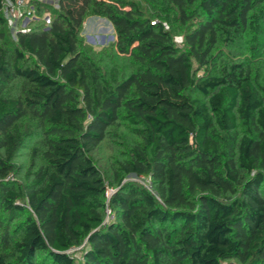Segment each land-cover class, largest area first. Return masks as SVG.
<instances>
[{
  "label": "trees",
  "instance_id": "trees-1",
  "mask_svg": "<svg viewBox=\"0 0 264 264\" xmlns=\"http://www.w3.org/2000/svg\"><path fill=\"white\" fill-rule=\"evenodd\" d=\"M27 1L36 21L11 39L0 0V264H264V77L212 51L257 31L264 0H145L149 16L131 0ZM87 13L110 21L128 71L78 49ZM174 22L187 27L182 45ZM121 118L139 141L105 200L92 154ZM128 173L148 176L157 197Z\"/></svg>",
  "mask_w": 264,
  "mask_h": 264
},
{
  "label": "rangeland",
  "instance_id": "rangeland-1",
  "mask_svg": "<svg viewBox=\"0 0 264 264\" xmlns=\"http://www.w3.org/2000/svg\"><path fill=\"white\" fill-rule=\"evenodd\" d=\"M45 3H49L53 6L57 5V0H40ZM134 1L141 9L144 15L149 16L152 12L150 5L145 0H131ZM27 0H22L20 5H14V2L5 0L2 6V13L7 21L6 32L9 38L14 39L17 29H27L36 21L34 15V8L31 7V3ZM15 11L11 13L10 10ZM50 13H44L40 17L42 23H47L50 17ZM34 21V22H33ZM168 26V25H166ZM174 27V41L183 44V34L187 28L184 23H173ZM114 30L110 21L103 15H94L91 13L85 14L81 27L78 32V49L87 54L88 56L96 59H101L107 64H115L118 67L119 73H125L128 71L127 58L115 54L113 50ZM253 47V48H251ZM216 55V62H232V61H244L251 68L252 73L256 74V78L262 79L264 77V19H259L258 29L255 32L245 30L240 35L233 36L230 41L224 40L220 37L215 44L213 50ZM23 82L15 79L11 82L10 93L15 95H21L23 91ZM194 95L203 99V96L199 93ZM35 121L33 119L24 117L19 121L21 127L33 126ZM107 137L104 138L99 146L94 150L92 154V160L99 169L104 181H105V200L110 193L116 189L115 173L119 170L118 161H123L128 156L127 148L130 142H137L139 138L133 133L132 126L123 118L119 119L116 125H112L109 128ZM243 130L238 127L234 131V135H241ZM35 144V138L28 137L23 140L21 145L15 152L13 162L15 163L14 172L9 174L8 179L11 180L12 185L16 187H22L26 180L25 172L30 162V148ZM39 157L37 158V162ZM122 181H130L144 186L147 190L153 193L156 197L157 194L154 190L151 179L146 176L136 175L134 173H128L123 175ZM105 220H109L113 217L110 209L105 207ZM19 219V218H18ZM14 219L10 225L18 220ZM8 249V248H7ZM77 257L80 255L78 250L75 252ZM38 264H51L48 259L40 260L38 257ZM79 260L81 258L79 257ZM222 264H240L235 258H229L222 261Z\"/></svg>",
  "mask_w": 264,
  "mask_h": 264
},
{
  "label": "built area",
  "instance_id": "built-area-1",
  "mask_svg": "<svg viewBox=\"0 0 264 264\" xmlns=\"http://www.w3.org/2000/svg\"><path fill=\"white\" fill-rule=\"evenodd\" d=\"M21 1H22V0H16V1L14 2V5H16V6L20 5ZM10 11H11V13H15L14 9H13V10H10ZM22 30H23V29H22Z\"/></svg>",
  "mask_w": 264,
  "mask_h": 264
}]
</instances>
